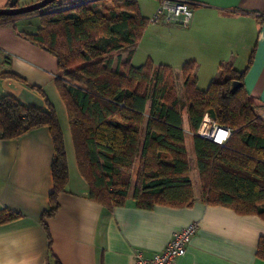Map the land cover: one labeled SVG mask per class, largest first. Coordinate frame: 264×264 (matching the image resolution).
<instances>
[{
	"label": "trees",
	"instance_id": "obj_1",
	"mask_svg": "<svg viewBox=\"0 0 264 264\" xmlns=\"http://www.w3.org/2000/svg\"><path fill=\"white\" fill-rule=\"evenodd\" d=\"M20 6V0L10 5ZM40 17L36 32L18 30L31 43L45 48L58 60L55 79L68 112L78 168L89 185L90 199L113 211L132 197L141 209L157 205L191 207L197 200L191 176L187 130L193 135L201 198L240 215L264 219V120L261 105L245 85V71L229 64L207 90L198 87L195 62L179 77L168 65L152 59L141 65L133 57L149 19L139 0H57L32 13L0 16V24L19 18ZM128 52L125 60L119 55ZM118 57L115 66V56ZM252 59L250 61V65ZM0 77L25 80L11 72ZM242 85L232 92L234 81ZM44 97L42 89L33 86ZM27 106L15 96H0V139L17 140L47 127L54 142V189L42 224L52 243L46 219L60 208V195L70 181L64 133L55 107ZM232 130L218 144L200 135L206 116ZM22 217L0 210V223ZM257 255L264 260V237ZM56 264L61 262L56 259Z\"/></svg>",
	"mask_w": 264,
	"mask_h": 264
},
{
	"label": "crops",
	"instance_id": "obj_2",
	"mask_svg": "<svg viewBox=\"0 0 264 264\" xmlns=\"http://www.w3.org/2000/svg\"><path fill=\"white\" fill-rule=\"evenodd\" d=\"M35 1L20 0V6ZM185 1L194 10L189 26L150 24L133 64L141 66L152 59L156 65L173 67L182 77L183 66L195 62L201 90L209 88L223 66L231 64L240 72L250 66L245 85L261 105L264 120V0ZM10 2L0 0V8L9 7ZM160 4L161 0H139V9L149 19ZM37 17L19 18L16 25L0 24V74L11 72L26 81L0 77V96L10 94L40 109L48 108L47 98L55 107L70 181L67 192L60 195L59 210L46 219L50 245L42 224L54 189L55 149L50 130L42 127L17 140L0 139V210L22 214L0 223V264H56V259L61 264H136L138 253L150 258L162 252L176 232L193 223L198 232L176 264H264L257 255L264 219L207 205L197 192L195 204L183 208L157 205L145 210L131 197L126 205L111 211L90 199L89 185L78 168L68 112L55 83L58 60L18 32H36L41 24ZM127 55L119 56L125 60ZM190 140L193 135L187 130L188 151Z\"/></svg>",
	"mask_w": 264,
	"mask_h": 264
},
{
	"label": "built area",
	"instance_id": "obj_3",
	"mask_svg": "<svg viewBox=\"0 0 264 264\" xmlns=\"http://www.w3.org/2000/svg\"><path fill=\"white\" fill-rule=\"evenodd\" d=\"M194 16L191 4L185 0H161L160 7L149 18L151 24H179L187 27ZM224 134L221 135V132ZM200 135L218 144L224 145L232 134V130L215 124L207 115L203 121ZM198 232V225L193 223L176 232L167 247L154 256L148 258L143 254L136 255V264H176L177 260L185 254L188 246Z\"/></svg>",
	"mask_w": 264,
	"mask_h": 264
},
{
	"label": "water",
	"instance_id": "obj_4",
	"mask_svg": "<svg viewBox=\"0 0 264 264\" xmlns=\"http://www.w3.org/2000/svg\"><path fill=\"white\" fill-rule=\"evenodd\" d=\"M57 0H36L35 2L23 6H14L0 8V16H20L32 12H36ZM242 83L238 80L233 82L232 92H236Z\"/></svg>",
	"mask_w": 264,
	"mask_h": 264
},
{
	"label": "rangeland",
	"instance_id": "obj_5",
	"mask_svg": "<svg viewBox=\"0 0 264 264\" xmlns=\"http://www.w3.org/2000/svg\"><path fill=\"white\" fill-rule=\"evenodd\" d=\"M37 20H39V17H37ZM115 60H117V55L115 56ZM115 66H117V61H115ZM177 88L181 96H183L184 95L183 79L181 76L177 78ZM189 136H191V134H189ZM189 151H190L189 155H191L192 157L190 161H191V176H192V180L194 183V190L201 196L202 188H201L200 179H199V171H198L197 163H196V155H195L193 140H190Z\"/></svg>",
	"mask_w": 264,
	"mask_h": 264
},
{
	"label": "bare ground",
	"instance_id": "obj_6",
	"mask_svg": "<svg viewBox=\"0 0 264 264\" xmlns=\"http://www.w3.org/2000/svg\"><path fill=\"white\" fill-rule=\"evenodd\" d=\"M222 134H224V132H223V131L221 132V135H222Z\"/></svg>",
	"mask_w": 264,
	"mask_h": 264
}]
</instances>
